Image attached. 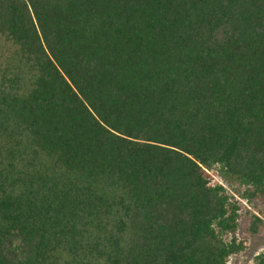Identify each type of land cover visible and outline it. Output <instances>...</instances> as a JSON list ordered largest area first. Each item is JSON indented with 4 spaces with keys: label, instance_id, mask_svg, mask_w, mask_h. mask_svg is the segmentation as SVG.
<instances>
[{
    "label": "trees",
    "instance_id": "obj_1",
    "mask_svg": "<svg viewBox=\"0 0 264 264\" xmlns=\"http://www.w3.org/2000/svg\"><path fill=\"white\" fill-rule=\"evenodd\" d=\"M259 196L264 0H0V264H231Z\"/></svg>",
    "mask_w": 264,
    "mask_h": 264
},
{
    "label": "rangeland",
    "instance_id": "obj_2",
    "mask_svg": "<svg viewBox=\"0 0 264 264\" xmlns=\"http://www.w3.org/2000/svg\"><path fill=\"white\" fill-rule=\"evenodd\" d=\"M241 188L240 191H243ZM249 209L263 220V225L259 228L256 235H251L249 230L250 219L243 216L239 222L238 238L241 239L246 246V250L238 256L231 258V264H252L254 256L264 251V196H259L252 201ZM230 238V237H228Z\"/></svg>",
    "mask_w": 264,
    "mask_h": 264
}]
</instances>
